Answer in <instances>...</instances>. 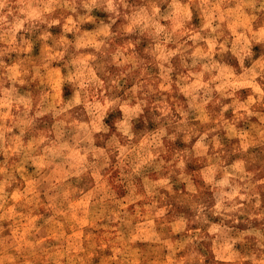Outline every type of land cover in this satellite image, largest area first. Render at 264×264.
<instances>
[{
  "label": "rangeland",
  "instance_id": "obj_1",
  "mask_svg": "<svg viewBox=\"0 0 264 264\" xmlns=\"http://www.w3.org/2000/svg\"><path fill=\"white\" fill-rule=\"evenodd\" d=\"M71 2L0 10V264H264V0Z\"/></svg>",
  "mask_w": 264,
  "mask_h": 264
},
{
  "label": "clouds",
  "instance_id": "obj_2",
  "mask_svg": "<svg viewBox=\"0 0 264 264\" xmlns=\"http://www.w3.org/2000/svg\"><path fill=\"white\" fill-rule=\"evenodd\" d=\"M173 3L175 4L176 0H173ZM64 6L70 8L72 11H75V8L72 6L71 0H65ZM5 7H7V0H0V10H3ZM83 7L87 9L89 12L92 10L93 7H103L104 11L110 14L109 16L110 23L105 26L106 36L111 35V33H109L108 31V29L111 28V25L116 24L117 20L123 18L126 21L130 20L132 24L131 27L122 29V34L124 35H131L132 33L138 30L140 32H143L150 25H154L155 27L154 35L157 38L163 35L165 40L171 39V35L163 27H161L159 23H156V21L159 19H169L168 16L157 15L159 13L158 7L151 11L146 8H140L139 10L132 9L131 5L128 3V0H88V2L83 4ZM130 9H131V13L129 14ZM0 20H4V17L0 16ZM81 71H83L82 68ZM83 83L85 85V88H87L88 85H93L98 87V82L95 80V78H90L87 81H83ZM143 108H144L143 103H140L136 106L129 107L127 113L125 114V121L127 122V124L122 129L121 139H123L126 148L124 152L121 153V159L127 157L129 160H135L136 158V153L138 150L133 148V144L135 143V137L133 132L131 131L133 125L131 124L130 121L133 118L139 117L143 113ZM49 110L51 111V109ZM89 113L90 114L92 113L91 107L89 108ZM54 115L58 116L60 115V113L54 112ZM93 131L107 133L109 129L105 126H100L95 129H92L91 126L82 128L80 131L77 132L78 142H83L87 140L88 136ZM152 147L154 151L158 150V145H153ZM111 148L113 149V151H119L120 150L119 142H113L111 144ZM90 150H91V144H89L88 149H86V151L90 152ZM61 155L62 154L60 152L51 153L50 159L54 162L55 158ZM64 162L71 163V161L68 160ZM227 183L228 181L224 180L221 182V186L226 185ZM235 194H238V189L233 190V195ZM223 199L232 200V197L226 195ZM236 207H239V205H234V207L225 208L223 200L220 203L216 204V209L218 210L223 209L225 212L234 211ZM197 211H198L197 219H200L203 215V208H199ZM213 231H216V229H213ZM256 235L259 236V233H256Z\"/></svg>",
  "mask_w": 264,
  "mask_h": 264
}]
</instances>
